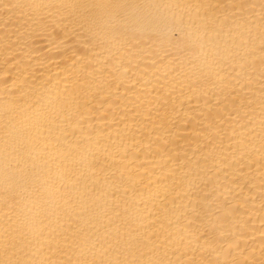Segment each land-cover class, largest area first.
<instances>
[{
    "label": "bare ground",
    "instance_id": "obj_1",
    "mask_svg": "<svg viewBox=\"0 0 264 264\" xmlns=\"http://www.w3.org/2000/svg\"><path fill=\"white\" fill-rule=\"evenodd\" d=\"M0 264H264V0H0Z\"/></svg>",
    "mask_w": 264,
    "mask_h": 264
}]
</instances>
